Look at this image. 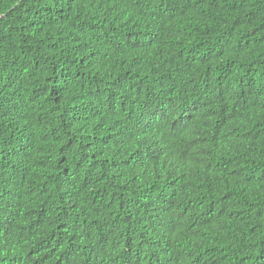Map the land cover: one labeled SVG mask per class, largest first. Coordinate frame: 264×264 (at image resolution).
<instances>
[{"label":"trees","instance_id":"trees-1","mask_svg":"<svg viewBox=\"0 0 264 264\" xmlns=\"http://www.w3.org/2000/svg\"><path fill=\"white\" fill-rule=\"evenodd\" d=\"M0 264H264V0H0Z\"/></svg>","mask_w":264,"mask_h":264}]
</instances>
